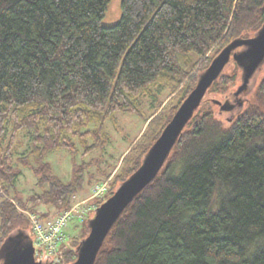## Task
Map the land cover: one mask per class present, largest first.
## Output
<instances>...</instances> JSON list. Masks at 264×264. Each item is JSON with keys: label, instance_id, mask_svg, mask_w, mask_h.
I'll return each instance as SVG.
<instances>
[{"label": "trees", "instance_id": "16d2710c", "mask_svg": "<svg viewBox=\"0 0 264 264\" xmlns=\"http://www.w3.org/2000/svg\"><path fill=\"white\" fill-rule=\"evenodd\" d=\"M110 2L0 0V186L14 193L0 199V247L13 231L32 229L26 212L48 221L84 190L77 171L69 183L54 175L48 153L75 152V140L88 137L85 152L97 150L110 140L107 120L138 114L154 87L169 89L125 154L110 197L213 58L264 24V0H122L121 20L106 27ZM191 53L198 60L189 69ZM233 64L207 94L229 99L241 76ZM218 107L206 96L95 264H264V75L233 118ZM24 169L42 188L28 199L17 190ZM79 240L61 247L59 264L76 260Z\"/></svg>", "mask_w": 264, "mask_h": 264}, {"label": "water", "instance_id": "95a60500", "mask_svg": "<svg viewBox=\"0 0 264 264\" xmlns=\"http://www.w3.org/2000/svg\"><path fill=\"white\" fill-rule=\"evenodd\" d=\"M234 62L241 70L238 87L225 102L212 99L220 107L219 112L228 114L230 118L243 111L246 98L253 92L259 75L264 71V24L252 37L232 41L198 75L195 88L144 155L139 168L120 182L113 195L104 200L86 220L89 234L79 242L76 247L77 258L70 264L96 263L117 221L161 173L186 126L205 101L209 89ZM35 253L34 238L29 231L17 229L10 233L0 247V264H53L51 257L37 259Z\"/></svg>", "mask_w": 264, "mask_h": 264}, {"label": "rangeland", "instance_id": "374dc122", "mask_svg": "<svg viewBox=\"0 0 264 264\" xmlns=\"http://www.w3.org/2000/svg\"><path fill=\"white\" fill-rule=\"evenodd\" d=\"M122 17V0H111L108 5L105 16L102 19V25L109 27L116 25ZM187 66L190 69L198 60V56L195 53H191L187 57ZM234 64H230L227 68V72H232ZM264 75L261 73L260 78ZM238 85L236 86V88ZM169 95V89L162 88L159 90L154 87L152 94L141 98L140 113L130 112H117L112 119L105 122L104 129L109 137L108 143H103L97 150L93 152H85L86 146L93 144L94 138H86V142H82L79 139L75 140L76 151L70 152L66 149H60L54 152H50L45 156V162L48 163L52 169L54 175L58 176L61 180L69 183L73 180L75 172L82 175L85 179L84 190L80 194H76L73 197V204L69 209L65 211H72L74 217L70 220L68 226L65 229L67 234V242L81 241L89 234V231L85 225V221L94 213L99 206V202L109 198L110 191L115 181L118 179L119 169L122 165V160L126 153L137 143L145 132L148 123L146 119L149 118L155 107L167 99ZM208 98L217 99L225 102V98L221 95L207 94ZM169 100V97L166 101ZM177 100H172L171 103H176ZM220 110V107H218ZM170 114L169 109L165 111V118ZM226 114V113H225ZM25 144V143H24ZM23 144V145H24ZM34 161V159H33ZM99 183H106L108 185L107 193L103 198L94 199V186ZM18 196L22 199H28L31 195L41 193L42 188L37 185V177L30 169H24L23 174L19 178L17 183ZM13 197L14 193L3 192L0 186V199L3 196ZM76 210L74 211V209ZM64 210L52 214L51 219L60 216ZM27 215L33 214L26 212ZM50 219V220H51ZM33 237L31 227L28 229ZM63 244V245H64Z\"/></svg>", "mask_w": 264, "mask_h": 264}, {"label": "built area", "instance_id": "2783aa9c", "mask_svg": "<svg viewBox=\"0 0 264 264\" xmlns=\"http://www.w3.org/2000/svg\"><path fill=\"white\" fill-rule=\"evenodd\" d=\"M107 190L106 183L96 184L93 191L94 199L103 198ZM73 217L72 211H65L60 216L48 221H42L34 214L30 215L37 259L51 257L53 264L60 263V250L67 240L65 229Z\"/></svg>", "mask_w": 264, "mask_h": 264}]
</instances>
